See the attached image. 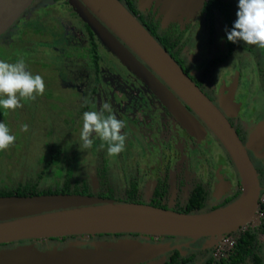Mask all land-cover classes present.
<instances>
[{"label":"water","instance_id":"obj_1","mask_svg":"<svg viewBox=\"0 0 264 264\" xmlns=\"http://www.w3.org/2000/svg\"><path fill=\"white\" fill-rule=\"evenodd\" d=\"M33 0H0V35ZM153 0H137L140 9ZM205 0H155L162 27L193 18ZM101 45L137 77L188 132L203 126L228 154L241 184L232 201L210 210L181 212L144 202L119 201L79 193L0 195V243L30 238L139 234L115 242H72L61 249L38 250L24 245L2 255L10 264H164L165 253L180 245L151 242L150 236L203 238L201 249L213 247L225 234L254 221L260 195L257 170L249 156L264 154V122L244 142L228 120L235 115L231 93L216 106L182 67L120 0H66ZM187 107L192 111L188 110ZM237 109V105H235ZM202 125H201V122ZM91 186H97L95 175ZM188 243H186L187 245ZM159 256V257H158ZM156 257H158L156 259Z\"/></svg>","mask_w":264,"mask_h":264},{"label":"rangeland","instance_id":"obj_2","mask_svg":"<svg viewBox=\"0 0 264 264\" xmlns=\"http://www.w3.org/2000/svg\"><path fill=\"white\" fill-rule=\"evenodd\" d=\"M233 2L234 10L237 12V0ZM26 19L27 23L23 27L15 29L12 35L1 38L0 46L3 47V51L0 52V59L9 63L22 60L26 70L33 75L39 74L43 78L45 91L42 95H36L35 99L19 98L22 106L7 109L6 116L0 117V121L6 123L16 137L9 148L0 151V187H11L17 183L32 181L36 179L41 169L44 171L41 172L38 186L53 187L63 180L69 165L72 171L71 178L88 179V176L95 174L93 171L97 160L104 159L108 181L116 191H124L130 183L137 181V188L141 189L143 186L147 189L145 193L140 194L143 198H149L148 194L152 185L147 183L150 181L147 172L154 162L155 158L151 156L155 154V150L158 154L156 143L163 139L160 135L163 133L161 131L163 126H159L160 129L155 128L149 122L150 119L139 116L146 110L143 106L144 101L136 93V89L140 86L134 81V76L131 77L130 72L118 59L107 53L109 51L105 48L104 50L101 45L98 47L97 75H93L89 65L90 76L84 77L83 80L78 78L82 77L80 70L74 73L68 72L75 69L72 67L75 64L86 65L82 62H87L88 58L86 50L82 51V48L85 49L87 45L88 34L62 0H40L32 9H28ZM198 21L202 23L201 19ZM214 22L217 40H219L224 24L220 17ZM206 34V26L199 24L198 28L190 30L186 38L184 53L193 63L200 62L205 56L203 46L207 39ZM240 52L244 56L241 50ZM79 53H81L80 58L85 55L82 61L73 56L75 54L76 57ZM237 60L247 61L245 56ZM94 89L98 91L99 98L94 97ZM105 102L111 106L113 113L115 111L114 114L118 119L116 113L119 111L126 123L125 127L133 129L132 132L121 129L126 135L125 147L117 155L108 154L107 143L102 141L98 134H93L94 142L90 148L85 149L81 140L83 113L99 110ZM117 103L121 106L120 110L113 109ZM84 106L86 108H83ZM132 117L136 119L134 124L131 122ZM242 120L247 122L245 117ZM141 123L145 124L146 130L141 129ZM25 124L28 125L27 131L23 128ZM147 127L155 128V131L149 132ZM250 128H252L251 124L246 129ZM213 145L214 147L209 146L206 155V160L212 164L216 160L215 153L221 151L216 142ZM199 147L206 149L204 145ZM52 149L61 151L59 161L56 165H48L44 168L43 162L39 159L40 157L46 159L47 153ZM166 152L170 155L177 152V149L172 146ZM199 152L203 151L195 150L191 154L193 156ZM158 162L159 159H156L152 167ZM172 165L168 173L172 191H176L174 183L177 176L174 175L180 169L189 170L184 172L182 188L184 194L194 179L201 182L205 179L206 169L202 160L198 161L196 157H193L186 166L183 163L182 168L180 164L175 165V161ZM214 200L216 201L217 198L213 197L209 190L207 204L213 203ZM260 238L263 239L264 235H259ZM24 245L26 243L22 246ZM261 251H264V247ZM205 257L206 255L198 256L196 262L191 264H201Z\"/></svg>","mask_w":264,"mask_h":264},{"label":"flooded vegetation","instance_id":"obj_3","mask_svg":"<svg viewBox=\"0 0 264 264\" xmlns=\"http://www.w3.org/2000/svg\"><path fill=\"white\" fill-rule=\"evenodd\" d=\"M40 0H33L31 5L28 7V9H32L34 5H36ZM56 1V0H55ZM63 4H65L72 12V14L75 15L76 20L81 22L82 26L84 27V30L88 34V39L86 42L85 49L86 50V57L88 58L87 62L81 65H73L72 67L75 69L68 71L70 73H74L77 70L81 71V76L78 77L79 79L83 80L84 77L90 76L89 74V67L90 66L93 75L98 74L99 69V51L98 47L101 45V43L98 41L96 36L93 34L91 35L88 31L85 23L72 11L69 4L66 2V0H62ZM123 3V2H122ZM124 4V3H123ZM203 3L202 8L200 11L193 17L189 18L187 21H184L182 25H180L178 22L171 21L167 24V27L169 25H174L178 28V32L182 33V37L180 39V42L178 45H175V48L178 49V55L180 58H183V64H179L182 62L176 61L183 69V71L188 74L190 79L199 87V89L217 106L219 98L223 96L225 100L229 98V94L231 93V99L233 104V108L235 109V115L232 117H229L228 120L235 128L237 134L239 129L241 131V136L243 139H241L240 135L238 134L239 138L242 142L246 140V138L254 131L255 128L260 126L262 122H264V48H260L253 45H247L243 42L239 43H232L228 42L226 39V32L225 29L229 28L227 27L225 18L223 15H221L216 10H204ZM151 7L149 8L150 11L155 13L156 15L159 14L158 7H155V0L151 1L149 4ZM31 7V8H30ZM138 2L136 8L138 9ZM144 8V7H143ZM28 9L24 11L22 14L27 13ZM149 10L145 8L143 11L144 13H147ZM21 14V15H22ZM220 17L223 21V32L221 34V38L217 40V32L215 31V19L217 20ZM156 19V18H155ZM198 19H201L200 23ZM236 17H234V20ZM159 20H161V15H159ZM199 24H204L206 26V41L203 46L204 51V58L200 62H191V59L188 55H185L184 53V44L186 42V38L189 36L190 30L193 28H198ZM161 28V24L159 25ZM12 27V26H11ZM11 27H9L3 34L0 35L3 39L5 36L9 35L12 30H9ZM13 32V31H12ZM178 32H175V34H178ZM7 34V35H6ZM92 40V41H91ZM182 45V46H181ZM92 46H94L95 51L98 55V66L97 68L94 67L91 55H92ZM101 47L104 49V47L101 45ZM15 48V47H14ZM105 50V49H104ZM240 50L246 57L247 61L244 60H237V59H243L244 56L241 54ZM173 52V50H172ZM110 53V52H107ZM175 53V52H174ZM111 54V53H110ZM175 60L176 58L173 56V54H170ZM185 55V56H184ZM74 58H76L79 61H82L83 58L81 57V53L77 54L75 57V54L73 55ZM215 57H218L216 60ZM263 57V59H262ZM184 70V68H186ZM131 74V73H130ZM134 75L131 74V77ZM134 81L138 82L139 88L136 89V93L140 95V98L142 101H144L143 106H145V113L140 114L139 116L144 117V119H150L149 122L153 124L155 128H159V126H163V129L161 131L163 132L162 137L163 139L158 140L157 150L158 154L152 155L151 157H154V162L151 166H149L147 175L148 181L147 183H150L152 185V189L150 190V193L148 194L149 198H144V203H148V201L151 199V196L154 195V189L157 186H165V190L162 192V194L159 196L160 201L163 204H166V206H174V207H181L184 205L188 198V194L190 189L196 184L199 183L200 185L204 186L207 190V195L204 201V205L201 207V210H210L211 207L217 203H219L225 196L230 195L236 188H239L241 191V184L240 180L238 178L236 169L234 168L231 160L228 159V154L226 153L224 148L219 144V141L216 139V137L213 135V133L207 128V126H203L202 122V129L199 131H196V134L188 133L181 124L174 118V116L166 109V107L160 102V100L137 78L133 77ZM98 91L93 90L94 97H98L97 95ZM97 95V96H96ZM138 95V96H139ZM152 101V102H150ZM108 103V102H105ZM235 105H237V109L235 108ZM115 110H120L121 106H119V103L113 106ZM141 107V106H140ZM83 108H86L85 106ZM188 110H190L187 107ZM191 111V110H190ZM115 113V111H114ZM113 113V114H114ZM192 113V111H191ZM117 116L119 119L123 120L122 115L117 111ZM193 114V113H192ZM243 117L247 119L246 121H243ZM124 121V120H123ZM131 122L134 124L136 122L135 117H132ZM245 122V123H244ZM249 124L252 125V128L249 130L246 129ZM148 123V122H147ZM243 123V124H242ZM247 123V124H246ZM139 124V123H138ZM126 126V123H125ZM141 129L146 130L145 124L141 123ZM149 132H154L155 128L147 127ZM140 129V130H141ZM133 131L132 128L124 127L122 131ZM139 130V131H140ZM210 142V143H208ZM217 143V145L221 148V151H217L215 153L216 160H214V164L209 163L206 160V155L209 151V146L214 147L213 143ZM210 144V145H209ZM200 146L204 145L206 149H201ZM172 146H175L177 149V152H174L172 154H167L166 150H169L172 148ZM223 148V149H222ZM203 151L199 152V154L192 156V151ZM250 158L253 160L258 159L261 163H264V154L261 157H254L252 152H248ZM227 155V156H226ZM157 156V157H156ZM179 156V157H177ZM149 157V159L151 158ZM196 157L198 161L202 160V164L204 165L206 171H205V179L204 181L199 180H193L187 189L186 193L184 194L183 188V182H184V172L189 170H178L174 176H177L175 178L176 184V191H172L171 183L168 180V173L169 169L173 166L172 163L175 161V165L180 164L181 168L184 163L186 166L189 162H191L192 158ZM177 158V159H176ZM191 158V160H190ZM156 159H159V162L156 163ZM104 160V159H103ZM97 164V162H96ZM254 164V163H253ZM255 166V165H254ZM96 165L94 168V175L96 177ZM106 168V163H105ZM214 168V170L212 169ZM256 168V167H255ZM257 170V169H256ZM107 173V170H106ZM258 173V172H257ZM90 175V174H89ZM107 175V174H106ZM183 175V176H182ZM258 173V178L261 186V178ZM91 176V175H90ZM90 176H88V183L91 186ZM210 177L211 180H210ZM153 178V179H151ZM72 180L77 178H71ZM97 179V178H96ZM155 179V180H154ZM80 180V179H79ZM108 180V177H107ZM237 180L239 182V186L237 185ZM191 178L189 177V182H191ZM136 186V191L138 193H145L147 191L146 188H137V181H133ZM109 183V181H108ZM110 184V183H109ZM100 182L97 179V186L93 189L91 186L92 191H96L100 187ZM114 196H124V191H116L114 187L110 184ZM171 189V190H170ZM262 189V188H261ZM209 190H211V195L217 200L211 204H207L208 196H209ZM261 193V190H260ZM115 199V198H112ZM118 200V199H117ZM120 201V200H119ZM264 214L260 211H257V218L255 221L249 223L251 226L258 225L262 223ZM259 235H264V232H259L257 235V239L259 241V246L256 248V252L261 256L264 264V251L262 250V247H264V238L259 239ZM138 237L141 240L144 238L140 237L139 234H126V233H99V234H93V235H85V234H77V235H66L62 237H47V238H30V239H21V240H14L10 242H4L0 243V252L2 255L7 254L8 252L15 250L23 245V243H26V245H31L35 249L38 250H49L52 248L57 247V249H60L62 246H67L69 243L72 242H81L83 247H88L89 244L85 242H92V241H108V242H115L119 239H124L125 237ZM227 236H230L233 239V242L229 246L225 245H218L213 247H208L201 249V245L203 243V238H199L197 240H191L188 237L184 236H150L148 238V241L151 242H169L171 245L177 244L180 245L181 249L183 250L182 253H179V257H187L192 255V258L189 262L183 263V264H191L195 263L198 256H205L203 262L208 257H214L216 259L225 258L228 256V253L233 249L234 243H235V235L231 233H227ZM50 242V243H49ZM55 242V243H54ZM186 243H188L186 245ZM174 250V249H173ZM220 251L224 252L222 255ZM263 252V253H262ZM172 253V250L167 251L165 253V261H167L168 257ZM159 257V256H158ZM156 257V259L158 258ZM165 263V262H164ZM0 264H10L9 260L4 259L0 261ZM242 264H251V261L249 259L246 260L245 263Z\"/></svg>","mask_w":264,"mask_h":264},{"label":"trees","instance_id":"obj_4","mask_svg":"<svg viewBox=\"0 0 264 264\" xmlns=\"http://www.w3.org/2000/svg\"><path fill=\"white\" fill-rule=\"evenodd\" d=\"M124 3V5L128 8V10L144 25V27L156 38V40L163 46L169 54H173L176 58V61L182 62L179 64H183V58L181 59L178 55L179 42L182 37V33L178 32V28L174 25H169L167 27L164 26L161 28L159 15H156L152 11H150V5L145 6L143 9L136 8L137 0H120ZM204 10L207 12L209 10H216L225 18L227 27L229 29L232 27L234 17L236 12L233 7V0H205L204 1ZM31 8V7H30ZM147 8L149 11L144 13L143 11ZM156 18V19H155ZM27 23L26 13L22 14L17 21L12 25L9 30L14 31L15 29H20ZM87 28V31L92 34V31L89 27L84 24ZM37 30V29H35ZM12 31L9 35H12ZM178 32V34H175ZM7 35V34H6ZM227 39V38H226ZM92 41V40H91ZM229 42V41H228ZM175 45H178V49L175 48ZM182 46V45H181ZM92 55L91 59L95 68L98 66V55L95 51L94 46H92ZM173 50V52H172ZM3 51V47L0 46V52ZM175 52V53H174ZM218 57H215L216 60ZM187 69L184 68V70ZM7 114V110H0V117L4 118ZM238 134L241 139V131L237 129ZM220 144V143H219ZM223 149V148H222ZM224 150V149H223ZM61 151L59 150H50L47 153L46 159L40 157L39 161L43 162V167H47L48 165H56L59 161V154ZM227 156V155H226ZM229 159V157H228ZM230 160V159H229ZM253 163L257 169V172L261 175V193L264 192V163H261L258 159L253 160ZM96 177L100 182V187L94 192L91 189L90 184L87 179L82 177L79 179L72 180V171L71 165H69L65 171L63 180L59 183L46 187H39L38 180L41 178L44 169L40 170V173L37 175L36 179L32 181H27L25 183H17L14 186L8 187H0V195H35V194H49V193H79V194H89L96 195L99 197L106 198H115V200L120 201H128V202H145L143 196L136 191L135 183H130L129 187L124 191V196H114L113 190L108 183L107 173L105 168V161L103 159H98L96 164ZM237 185L239 186V182L237 180ZM165 190V186H157L154 189V195L151 196V199L148 203L163 207L170 208L176 211L181 212H196L200 211L201 207L204 205V201L207 195V190L204 186L196 183L189 191L188 198L183 206L177 208L174 206H166L160 201L159 196ZM240 194V189L236 188L230 195L225 196L219 203L213 205L211 209L224 205L234 198H236ZM257 211H260L264 214V201L259 200ZM264 220V216H263ZM259 232H264V221L258 225L250 226L249 224L246 227L241 228L232 234L235 235V243L233 249L228 253V256L225 258L216 259L214 257H208L203 264H242L245 263L247 259L251 261V264H262L263 260L261 256L255 251L257 246H259V241L257 239V235ZM192 258V255L187 257H179V253L176 249L172 250V253L168 257L167 261L164 264H183L189 262Z\"/></svg>","mask_w":264,"mask_h":264},{"label":"clouds","instance_id":"obj_5","mask_svg":"<svg viewBox=\"0 0 264 264\" xmlns=\"http://www.w3.org/2000/svg\"><path fill=\"white\" fill-rule=\"evenodd\" d=\"M226 38L232 43L243 42L264 48V0H237L236 19L232 27L226 28ZM45 83L39 75L26 70L21 60L9 63L0 59V109H16L21 107L19 98L35 99L42 95ZM125 122L118 119L108 103L99 110L83 113L81 140L85 149L93 145V134L107 143L109 155H117L124 150L126 135L121 129ZM27 131L28 125L23 126ZM16 140L6 123L0 121V151L9 148Z\"/></svg>","mask_w":264,"mask_h":264},{"label":"built area","instance_id":"obj_6","mask_svg":"<svg viewBox=\"0 0 264 264\" xmlns=\"http://www.w3.org/2000/svg\"><path fill=\"white\" fill-rule=\"evenodd\" d=\"M259 200H262L264 201V192L260 193L259 195ZM257 218V215L255 216V219ZM254 219V221H255ZM233 242V239L230 237V236H227V234L223 235L217 242V244L215 245L218 246V245H225V246H229L231 245ZM220 253L223 255L224 252L220 251Z\"/></svg>","mask_w":264,"mask_h":264}]
</instances>
